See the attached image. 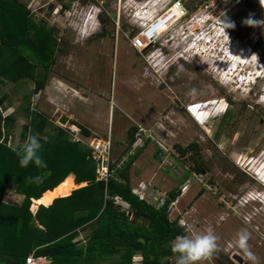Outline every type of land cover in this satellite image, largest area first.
Here are the masks:
<instances>
[{"label": "rangeland", "instance_id": "1", "mask_svg": "<svg viewBox=\"0 0 264 264\" xmlns=\"http://www.w3.org/2000/svg\"><path fill=\"white\" fill-rule=\"evenodd\" d=\"M21 1L35 23L54 30L55 62L46 82L48 91L33 94L29 101L24 95L34 86L31 80L15 84L4 78L0 99L5 101L0 110L19 121L7 145L16 148L24 143L20 134L28 120L19 108L31 102L66 128L70 138L91 137L80 126L92 133L91 138L112 137L115 160L125 152L130 128L154 129V140L147 141L131 166V187L148 182L147 190L154 187L165 199L172 190H180L168 218L194 232L211 228L216 237L217 250L197 264H223V257L231 264H264V4L260 0H186L188 16L163 36L156 45L163 47L162 55L151 59L147 58L150 50L141 54L133 48L130 30L136 28L138 33L143 22L162 13L171 0H79L84 7L79 20L68 13L80 9L70 0ZM91 4L97 6L94 11H89ZM99 6L104 8L102 14ZM203 18L205 22L192 30L195 19ZM248 18L261 20V25L243 23ZM222 21L233 26L225 28ZM69 22H78L77 27ZM22 53L35 61L28 48ZM59 83V96L53 95L59 113L54 116L47 95ZM61 113L69 117L67 124L60 123ZM190 144L198 150L191 148L181 156L176 145ZM197 165L206 169L205 186L194 182ZM180 170L184 171L181 177L176 173ZM186 176L192 183L182 194ZM21 194L13 183L7 184L0 193V210L20 206ZM122 200V208H117L134 214ZM37 208L32 206V212ZM240 232L247 234L254 262L236 244ZM92 234L90 228L81 230L76 240L86 246ZM107 256L106 263L95 257L89 264L116 260ZM143 259L141 250L134 252V264H143ZM161 261L175 264L176 256Z\"/></svg>", "mask_w": 264, "mask_h": 264}, {"label": "trees", "instance_id": "2", "mask_svg": "<svg viewBox=\"0 0 264 264\" xmlns=\"http://www.w3.org/2000/svg\"><path fill=\"white\" fill-rule=\"evenodd\" d=\"M101 14L98 17L105 25ZM136 33V28L132 27L130 35L133 37ZM54 35V30L45 23L33 21L30 10L21 0H0V85L5 84L4 78L15 84L22 79L31 80L34 86L24 96L27 101L33 94L44 90L55 62ZM261 43L259 41L257 45ZM27 48L29 57L33 54L35 61L31 62L22 53ZM4 101L5 98H1L0 105ZM26 113L30 120L20 134L22 143L31 134L47 137L46 142L41 140L39 151L47 168L38 169L31 163L25 168L19 166L13 148L7 145L9 134L17 125L16 119L10 114L4 116L0 110V193L11 182L24 195L20 206L0 210V264H25L33 251L47 256L48 264H89L95 257L106 263L107 255L116 258L110 264H134L133 255L137 250L143 252V264H167L161 261L163 257L176 256L170 250L171 241L186 233L178 220L168 218V212L180 190H172L159 208L139 200L132 193L131 166L148 140L121 163L137 138L138 128L128 130L125 152L118 160L113 157L111 169L115 175L106 183L97 180L96 164L87 145L70 138L68 130L55 124L47 114L36 109ZM80 127L86 137H92L88 129ZM176 147L181 156L191 148L198 150L196 144ZM113 149L112 139V153ZM157 157L160 158L159 153ZM194 171L205 173L206 169L197 165ZM71 173H75L76 183L87 184L58 195L46 205L43 193L54 189ZM34 175L43 176V182L39 185L30 183L29 178ZM106 194L122 197L134 214L150 218L152 222L148 229L128 220L126 211H120L112 199H106ZM36 205L37 211L33 213L31 207ZM89 228L92 237L86 246L80 245L76 238L81 230ZM223 259V264L232 263L228 258Z\"/></svg>", "mask_w": 264, "mask_h": 264}, {"label": "built area", "instance_id": "3", "mask_svg": "<svg viewBox=\"0 0 264 264\" xmlns=\"http://www.w3.org/2000/svg\"><path fill=\"white\" fill-rule=\"evenodd\" d=\"M74 3H76L80 9L79 10L74 9L73 13L71 11L68 13H70V17L73 14H74L73 17L75 18L77 17V19L75 18L72 19L79 20L80 15H82L84 12V7L81 6L82 4L79 2V0H74L73 4ZM96 7L97 6L91 4L89 11L90 10L94 11ZM103 10H104L103 6L98 7V11H100V13H103ZM188 13H189V9L186 6V0H171L169 5L165 8V10L162 13L153 16L148 22H143V26L141 30L131 38V45L135 50H137L141 54H144L148 50H150L151 52L148 54L147 58L152 59L158 55L161 56L163 53L162 50L163 47H157L156 45L158 44V42H160L163 39V36L171 32L174 28L178 27L181 20L188 16ZM77 23H70V24L71 25L76 24L77 27ZM194 36L195 38L197 37L196 35ZM192 107L193 106L188 108V110L192 111L191 109ZM137 134L138 135L136 140L132 143L128 153L125 156H123L121 163H123V161H125L129 155L133 154L136 150L143 147V145H145L147 140L148 141L150 139L154 140L155 138L154 129H150V128L147 129L142 126L138 127ZM75 140L83 142L91 149V156L96 164V178L97 180H101L107 183L110 180V178H112L115 175L114 169H111V163L113 161L112 137L110 136L106 138L90 137L83 139L80 136V137H76ZM166 166L171 167V163L167 164ZM180 171L181 172H176L179 177H181L184 173L183 170ZM192 176L195 177L194 182H197L203 186L207 185L203 178V173H199V175H197V173H194ZM190 178H191L190 176H186V178L183 179V183L180 186L182 194H185L186 191L189 189L192 183V180ZM148 185H150V183L141 182L139 183L138 186L132 188V193L136 195L139 198V200L145 201L149 204H153L157 207H161L165 203V198L154 187L153 188L151 187V190H147ZM106 198L112 199L115 206L122 208L123 205L122 197L120 196L110 197L106 194ZM127 204L129 203L127 202ZM179 224L184 226L183 225L184 223L181 224L179 222ZM49 261L50 260L48 259L47 256L39 255L35 251H33L26 258L25 264H48Z\"/></svg>", "mask_w": 264, "mask_h": 264}, {"label": "clouds", "instance_id": "4", "mask_svg": "<svg viewBox=\"0 0 264 264\" xmlns=\"http://www.w3.org/2000/svg\"><path fill=\"white\" fill-rule=\"evenodd\" d=\"M222 22L225 28L233 26L231 22ZM243 23L251 26L261 25V20L248 18ZM194 117L196 118L195 115ZM41 140L46 142L47 137H37V135L31 134L26 137L23 144L12 149L18 157L20 167L25 168L31 163L38 169L47 168L46 162L39 155ZM43 179L41 175H34L29 178V182L39 185L43 182ZM185 231L188 234L177 235L170 245L171 252L176 254L175 264H197L198 261L205 259L217 250L216 237L211 228H207L203 232H194L191 228H186ZM246 240V233H237V246L244 250L249 260L254 262L255 256L247 249Z\"/></svg>", "mask_w": 264, "mask_h": 264}, {"label": "crops", "instance_id": "5", "mask_svg": "<svg viewBox=\"0 0 264 264\" xmlns=\"http://www.w3.org/2000/svg\"><path fill=\"white\" fill-rule=\"evenodd\" d=\"M23 82V81H22ZM61 83H59L58 85L57 84H55V86H54V89H55V91H54V93H51V95H47L48 96V98H47V100L50 102V103H52L53 104V106H54V116L56 115V114H58L59 113V110L57 109V106H59V102L56 100V97H58L59 96V94L56 92V90L58 89V90H61L60 88H61ZM47 86V85H46ZM50 86H48V87H45V90H44V92H47L48 91V88H49ZM43 91V90H42ZM40 93H41V91H39ZM38 92V93H39ZM49 92H52V88H51V91L49 90ZM38 93H35V96H37V94ZM53 95H57L56 97H53ZM24 96H26V94L24 95ZM33 96V95H32ZM31 96V97H32ZM34 96V97H35ZM35 99V98H34ZM27 105V106H26ZM32 102H31V104L30 105H28V104H23L22 106H20V107H22V108H19V109H21V111L22 112H24L25 114H27L26 112H31L32 110H35V108H33L32 106ZM57 105V106H56ZM56 107V108H55ZM24 114V115H25ZM9 115V114H8ZM62 115V113L60 114V116ZM25 117L27 118V120L29 121L30 119H29V117L28 116H26L25 115ZM16 119V118H15ZM51 119V118H50ZM19 121L16 119V123H18ZM69 176H72L71 174L69 175ZM68 176V177H69ZM73 177V179H74V182H75V184H76V186L74 187V188H72V189H70V190H68V191H64V192H58L53 198H52V200L53 199H55V197H57L58 195H61V194H64V193H68V192H70V191H73L74 189H76V188H78V187H81V186H84V185H86L85 183H76V181H75V178H74V176H72ZM65 180V179H64ZM63 182V181H62ZM61 182V183H62ZM143 182H145V181H143ZM145 183H148V182H145ZM56 187H58V186H56ZM56 187H54V189H56ZM54 189H52V190H47L46 192H44L43 193V195H42V198L45 200V202H46V205H50L53 201L51 200V201H47L44 197H45V195L47 194V193H49V192H52ZM12 193V192H11ZM71 194V193H70ZM12 195L15 197L16 195L17 196H19L17 193H15V192H13L12 193ZM22 195V194H21ZM67 196V195H66ZM61 197H64V196H61ZM118 207V206H117ZM123 210V209H122ZM234 236V235H233ZM231 243V242H230ZM229 243V244H230ZM174 257V256H173ZM206 264H208V263H206Z\"/></svg>", "mask_w": 264, "mask_h": 264}, {"label": "bare ground", "instance_id": "6", "mask_svg": "<svg viewBox=\"0 0 264 264\" xmlns=\"http://www.w3.org/2000/svg\"><path fill=\"white\" fill-rule=\"evenodd\" d=\"M205 22V19H195V24L192 27V30L196 29L198 26L201 25V23ZM191 35H194L193 33H191ZM202 35V34H201ZM201 35L198 36V38L202 39L204 37H202ZM76 186L74 179L72 176H69L67 178H65V180L60 183L58 185V187H56V189H54L52 192H49L45 195V199L47 201H51L52 198L58 193V192H64V191H68L72 188H74Z\"/></svg>", "mask_w": 264, "mask_h": 264}, {"label": "water", "instance_id": "7", "mask_svg": "<svg viewBox=\"0 0 264 264\" xmlns=\"http://www.w3.org/2000/svg\"><path fill=\"white\" fill-rule=\"evenodd\" d=\"M260 4H264V1H259ZM69 121V117L67 115H62L60 117V123L67 124ZM72 176H75V173H71ZM127 215L131 218L132 222L138 224L140 226L149 227L151 225L152 220L150 218H146L145 216H137L136 214H132V212H128ZM235 259H238V256H234ZM242 262V259H238Z\"/></svg>", "mask_w": 264, "mask_h": 264}, {"label": "flooded vegetation", "instance_id": "8", "mask_svg": "<svg viewBox=\"0 0 264 264\" xmlns=\"http://www.w3.org/2000/svg\"><path fill=\"white\" fill-rule=\"evenodd\" d=\"M197 122H198L199 124H201L198 120H197Z\"/></svg>", "mask_w": 264, "mask_h": 264}]
</instances>
